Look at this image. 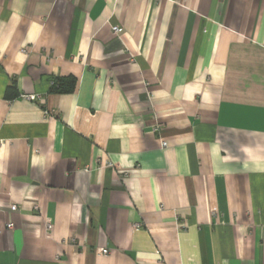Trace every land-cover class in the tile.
<instances>
[{"label":"crops","instance_id":"0c3cea01","mask_svg":"<svg viewBox=\"0 0 264 264\" xmlns=\"http://www.w3.org/2000/svg\"><path fill=\"white\" fill-rule=\"evenodd\" d=\"M0 264H264V0H0Z\"/></svg>","mask_w":264,"mask_h":264},{"label":"trees","instance_id":"16d2710c","mask_svg":"<svg viewBox=\"0 0 264 264\" xmlns=\"http://www.w3.org/2000/svg\"><path fill=\"white\" fill-rule=\"evenodd\" d=\"M76 84L77 82L75 78H58L54 82L52 90L55 92L70 93L74 91Z\"/></svg>","mask_w":264,"mask_h":264},{"label":"built area","instance_id":"2783aa9c","mask_svg":"<svg viewBox=\"0 0 264 264\" xmlns=\"http://www.w3.org/2000/svg\"><path fill=\"white\" fill-rule=\"evenodd\" d=\"M113 29V31L114 32H119L120 31V28L117 26V27H114V28H112ZM28 99H33V97H31V96H28ZM163 145L165 146L166 145V143H163ZM17 206L16 205H13L12 207H11V210L13 211V212H15V211H17ZM8 228H13V224H9L8 225ZM47 228L49 229V230H52V228H53V226L50 224V223H48L47 224ZM98 253H100V254H108L109 253V251L107 250V249H102V250H99V252Z\"/></svg>","mask_w":264,"mask_h":264},{"label":"rangeland","instance_id":"374dc122","mask_svg":"<svg viewBox=\"0 0 264 264\" xmlns=\"http://www.w3.org/2000/svg\"><path fill=\"white\" fill-rule=\"evenodd\" d=\"M114 28V27H113ZM113 30V29H112Z\"/></svg>","mask_w":264,"mask_h":264}]
</instances>
